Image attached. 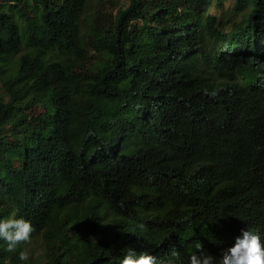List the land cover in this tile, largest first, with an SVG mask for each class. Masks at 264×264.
I'll return each instance as SVG.
<instances>
[{"label": "trees", "instance_id": "trees-1", "mask_svg": "<svg viewBox=\"0 0 264 264\" xmlns=\"http://www.w3.org/2000/svg\"><path fill=\"white\" fill-rule=\"evenodd\" d=\"M210 2L0 0V219L44 264L264 243V0Z\"/></svg>", "mask_w": 264, "mask_h": 264}, {"label": "clouds", "instance_id": "clouds-1", "mask_svg": "<svg viewBox=\"0 0 264 264\" xmlns=\"http://www.w3.org/2000/svg\"><path fill=\"white\" fill-rule=\"evenodd\" d=\"M35 231L30 221L24 218L0 219V240L6 243L5 251L16 253L18 248L30 243L32 234ZM195 249L200 254H193L189 264H264V243L260 236L251 230L242 231L241 236L235 239L232 247L226 249L217 260L203 251L200 241L195 242ZM21 262L29 260V253L21 250L18 253ZM155 257L137 252L131 248L123 257L121 264H154ZM7 264V260L5 261Z\"/></svg>", "mask_w": 264, "mask_h": 264}, {"label": "rangeland", "instance_id": "rangeland-1", "mask_svg": "<svg viewBox=\"0 0 264 264\" xmlns=\"http://www.w3.org/2000/svg\"><path fill=\"white\" fill-rule=\"evenodd\" d=\"M105 0H90V4L94 7L99 5L98 3H104ZM117 2V6H125L127 4V0H112ZM211 1L210 5L211 7L209 8L212 13H215L217 16L223 15V11H229L234 7L235 0H209ZM107 7L105 6L104 9L101 8V10H105ZM115 12V11H114ZM227 27V25H225ZM28 50L27 45L23 44L21 47V51L18 52V54H15L12 56V58H9L7 60V65L8 66H13L15 63V59L22 53L26 52ZM56 57H60L61 54L54 52L53 53ZM3 95V91H0V96ZM39 109L37 110V112ZM99 212L102 214L104 212V205L103 203L99 200ZM21 250H26L29 253V260L26 262H21L18 259V253ZM45 251L46 247L44 245L43 239L41 238V235L36 234L33 235L31 238V241L29 244L23 246V248H19L16 253H12L10 256L5 258L0 264H5V261L7 260V264H11V260L13 259L16 261L18 259L16 264H44L45 262ZM11 258V259H10Z\"/></svg>", "mask_w": 264, "mask_h": 264}]
</instances>
